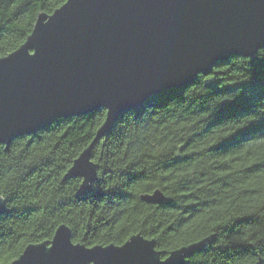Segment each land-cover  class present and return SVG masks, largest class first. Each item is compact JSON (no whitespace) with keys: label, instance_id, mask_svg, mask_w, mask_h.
I'll list each match as a JSON object with an SVG mask.
<instances>
[{"label":"trees","instance_id":"16d2710c","mask_svg":"<svg viewBox=\"0 0 264 264\" xmlns=\"http://www.w3.org/2000/svg\"><path fill=\"white\" fill-rule=\"evenodd\" d=\"M65 1L0 0V57ZM106 113L59 117L0 145V264L63 223L88 246L141 233L166 257L206 239L185 264H264V47L124 110L93 145L98 178L82 192V178L65 175ZM155 189L162 203L141 198Z\"/></svg>","mask_w":264,"mask_h":264},{"label":"water","instance_id":"95a60500","mask_svg":"<svg viewBox=\"0 0 264 264\" xmlns=\"http://www.w3.org/2000/svg\"><path fill=\"white\" fill-rule=\"evenodd\" d=\"M263 47L264 0H66L40 13L26 40L0 57V145L59 117L106 108L95 139L65 175L81 177L80 190L90 191L98 178L92 147L124 110L209 73L218 60ZM141 198L160 204L165 194L155 189ZM6 209L0 196V216ZM205 242L162 257L155 239L141 233L88 246L63 223L9 264H185Z\"/></svg>","mask_w":264,"mask_h":264}]
</instances>
